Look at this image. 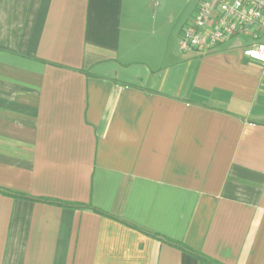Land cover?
<instances>
[{"label":"crops","instance_id":"obj_1","mask_svg":"<svg viewBox=\"0 0 264 264\" xmlns=\"http://www.w3.org/2000/svg\"><path fill=\"white\" fill-rule=\"evenodd\" d=\"M159 8L0 0V264H264V66Z\"/></svg>","mask_w":264,"mask_h":264},{"label":"built area","instance_id":"obj_2","mask_svg":"<svg viewBox=\"0 0 264 264\" xmlns=\"http://www.w3.org/2000/svg\"><path fill=\"white\" fill-rule=\"evenodd\" d=\"M264 33V0H205L181 33L182 52H210L234 37L253 40L242 55L264 66V44L255 42Z\"/></svg>","mask_w":264,"mask_h":264},{"label":"rangeland","instance_id":"obj_3","mask_svg":"<svg viewBox=\"0 0 264 264\" xmlns=\"http://www.w3.org/2000/svg\"><path fill=\"white\" fill-rule=\"evenodd\" d=\"M201 1L204 0H153V3L157 2L158 5L160 4L159 24L162 27L161 32L166 33L168 37L179 43L182 30L185 28L188 18ZM263 37L264 34L261 35V38ZM238 39L247 40L248 38L238 36Z\"/></svg>","mask_w":264,"mask_h":264},{"label":"trees","instance_id":"obj_4","mask_svg":"<svg viewBox=\"0 0 264 264\" xmlns=\"http://www.w3.org/2000/svg\"><path fill=\"white\" fill-rule=\"evenodd\" d=\"M4 193H8V194H11V195H14V196L24 197V195H19V194H14V193H9V192H6V191H4ZM47 202L57 203V201H47ZM60 204H63V203H60ZM175 246H177V247H179V248H181V249H183V250L189 252L190 254H193L194 256H197L198 258H200V259L203 261L204 264H217V263H215L214 261H212V260H210V259H207V258L201 256L200 254L195 253V252L189 250L188 248H186V247H184V246H182V245L175 244Z\"/></svg>","mask_w":264,"mask_h":264}]
</instances>
